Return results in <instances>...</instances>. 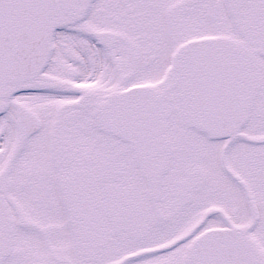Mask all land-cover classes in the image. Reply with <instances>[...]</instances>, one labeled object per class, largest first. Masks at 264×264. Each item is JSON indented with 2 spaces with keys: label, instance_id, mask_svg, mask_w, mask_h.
Segmentation results:
<instances>
[{
  "label": "snow or ice",
  "instance_id": "6c2138e0",
  "mask_svg": "<svg viewBox=\"0 0 264 264\" xmlns=\"http://www.w3.org/2000/svg\"><path fill=\"white\" fill-rule=\"evenodd\" d=\"M0 264H264V0H0Z\"/></svg>",
  "mask_w": 264,
  "mask_h": 264
}]
</instances>
